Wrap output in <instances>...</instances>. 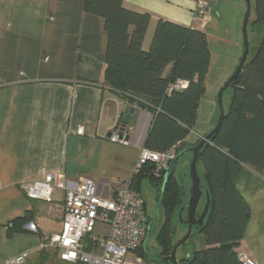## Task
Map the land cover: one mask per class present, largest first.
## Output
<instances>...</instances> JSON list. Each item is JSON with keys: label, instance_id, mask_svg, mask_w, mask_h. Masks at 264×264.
<instances>
[{"label": "crops", "instance_id": "1", "mask_svg": "<svg viewBox=\"0 0 264 264\" xmlns=\"http://www.w3.org/2000/svg\"><path fill=\"white\" fill-rule=\"evenodd\" d=\"M83 7L84 0H0V264L24 253L26 264H35L41 245L60 232L63 191L55 188L51 202L35 201L25 195L29 185L52 174L72 187L90 179L102 193L114 192L132 180L152 122L151 113L105 85L103 20ZM122 7L150 15L144 51L160 20L206 39L213 21L212 7L204 25L193 19L191 0H123ZM127 114L125 146L113 137ZM208 114L201 125L197 111L187 148L214 127L212 107ZM233 185L250 207L238 254L264 264V176L241 164ZM185 253L181 259L193 254Z\"/></svg>", "mask_w": 264, "mask_h": 264}, {"label": "trees", "instance_id": "2", "mask_svg": "<svg viewBox=\"0 0 264 264\" xmlns=\"http://www.w3.org/2000/svg\"><path fill=\"white\" fill-rule=\"evenodd\" d=\"M122 1L84 0V12L100 17L104 24L105 85L129 104L151 113L152 122L143 148L159 153L175 148L178 155L187 149L185 140L196 125L199 103L205 94L211 60L206 35L160 20L148 51H144L142 43L150 15L125 10ZM255 10L256 20L264 21V0H255ZM169 65L170 74L165 77ZM178 80L188 83L186 89L167 93L169 86ZM227 90L231 93L227 112L216 134L200 151L197 162V169L200 165L203 170L199 177L210 194L207 217L197 231L204 249L177 264H242L237 249L250 207L235 189L233 175L242 164L264 176V38L255 57L246 61ZM153 169V165H148L134 174L131 189L140 193L144 181L154 189L160 188L163 223L156 242L162 259L172 261V249L180 242L173 238L185 191L174 177V168L165 183L164 175L155 178ZM19 222L11 223L9 236ZM183 245L185 242L179 247ZM136 253L143 260L144 251L139 249ZM48 254L41 249L35 264H44Z\"/></svg>", "mask_w": 264, "mask_h": 264}, {"label": "built area", "instance_id": "3", "mask_svg": "<svg viewBox=\"0 0 264 264\" xmlns=\"http://www.w3.org/2000/svg\"><path fill=\"white\" fill-rule=\"evenodd\" d=\"M191 1L193 19L200 20L204 25L210 19L209 0ZM187 86V82L178 80L169 86L167 93L186 89ZM76 133L81 134L82 129L78 128ZM113 140L129 145L128 141L118 140L116 136ZM175 157V148L163 153L142 148L133 173L153 165L152 174L159 178L165 175ZM59 179L47 174L25 191L28 199L44 202H51L55 188L64 193L60 232L51 235L40 249L54 250L58 261L64 264H143L136 252L149 231L148 217L144 200L139 192L131 189L130 181L112 193H102L90 179H81L74 187L59 182ZM98 225L106 228L101 238L96 234ZM29 229L35 232L32 225ZM27 256L25 253L18 255L4 264H26ZM238 258L242 264H256L244 254H238Z\"/></svg>", "mask_w": 264, "mask_h": 264}, {"label": "rangeland", "instance_id": "4", "mask_svg": "<svg viewBox=\"0 0 264 264\" xmlns=\"http://www.w3.org/2000/svg\"><path fill=\"white\" fill-rule=\"evenodd\" d=\"M212 7L213 21L210 23L208 33V45L211 54L209 71L205 78V94L200 100L198 119L204 125L208 118L210 108L218 118L217 95L225 83L235 71L243 51L242 26L244 17L249 6L248 25L246 28L248 56L247 61H251L260 47L264 38V21L256 20L255 0H209ZM219 14V18L216 14ZM230 90L222 95V107L224 113L227 112L230 99ZM191 154L181 157L173 169L175 179L184 187L185 204L188 191L190 189L189 163ZM199 174L202 177V167L198 166ZM141 195L145 202V211L149 218L150 226L147 235L143 238L144 251L143 264H174L173 261H164L160 256V248L156 242V235L163 223V213L159 205L160 188L154 189L144 181L141 185ZM176 233L173 240L181 241L187 233V227L179 224L176 220ZM106 233V228L98 225L96 234L102 237ZM203 239L200 234L192 230L185 245L179 247L175 252V262L177 263L186 252L194 253L203 246ZM49 253L44 264H56L58 257L54 250H47ZM142 252V251H141ZM185 253V254H186ZM60 264V263H58ZM62 264V263H61ZM64 264V263H63Z\"/></svg>", "mask_w": 264, "mask_h": 264}, {"label": "water", "instance_id": "5", "mask_svg": "<svg viewBox=\"0 0 264 264\" xmlns=\"http://www.w3.org/2000/svg\"><path fill=\"white\" fill-rule=\"evenodd\" d=\"M248 17H249V6H247V11L242 26V35H243L242 55L235 71L233 72L231 77L228 79V81L225 83V85L217 95V108L219 113L213 129L207 135L202 137L196 146L187 148L182 152H180L178 155H176L175 159L170 165V168L164 175V183H165L168 176L170 175V172L175 167L179 159L183 157L185 154H191V160L189 163L190 189L188 191L185 204L179 209L176 216V220L179 222V224L187 227V233L186 236L172 249L171 259L174 262V264H177L175 262V252L178 249L179 245L181 243H184L189 238L192 230L197 232L203 226L204 221L208 214V210L210 206V194L199 177L197 162L200 151L202 150V148L206 143L210 142L212 137L216 134V132L220 128V125L224 119V110L222 107V95L229 88V86L235 81V79L237 78V76L239 75V73L241 72L242 68L244 67L247 61L248 43H247L246 28L248 25ZM128 118L129 115L127 114L124 115L121 120L120 126L118 128V132L116 134V138L118 140L129 141V137L125 134V127L128 123Z\"/></svg>", "mask_w": 264, "mask_h": 264}]
</instances>
